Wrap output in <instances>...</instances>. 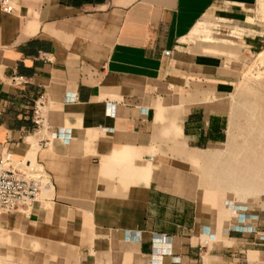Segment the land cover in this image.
<instances>
[{"label": "crops", "instance_id": "crops-1", "mask_svg": "<svg viewBox=\"0 0 264 264\" xmlns=\"http://www.w3.org/2000/svg\"><path fill=\"white\" fill-rule=\"evenodd\" d=\"M1 1L0 151L32 136L50 180L0 214L3 264H264V203L196 169L226 141L240 53L262 47L260 0Z\"/></svg>", "mask_w": 264, "mask_h": 264}, {"label": "rangeland", "instance_id": "rangeland-1", "mask_svg": "<svg viewBox=\"0 0 264 264\" xmlns=\"http://www.w3.org/2000/svg\"><path fill=\"white\" fill-rule=\"evenodd\" d=\"M259 11L264 40V0H260ZM209 30L202 24L197 33ZM259 52L240 53L241 67L239 72L230 75L224 94L229 113L226 141L218 149L205 152V159L196 169L202 173L205 188L213 195H230L231 199H255L264 203V189L260 188L259 177L249 173L252 166L261 168L260 178L264 180V41ZM27 145V157L33 159L38 147L32 136L27 139ZM0 264H3L1 255Z\"/></svg>", "mask_w": 264, "mask_h": 264}, {"label": "built area", "instance_id": "built-area-1", "mask_svg": "<svg viewBox=\"0 0 264 264\" xmlns=\"http://www.w3.org/2000/svg\"><path fill=\"white\" fill-rule=\"evenodd\" d=\"M1 8L11 11L9 0H2ZM11 81L17 85L27 82L24 76L17 74L11 77ZM47 102L44 94L32 102L31 119L36 133H44L50 128L46 117ZM48 143L47 138L41 137L42 147H47ZM49 187V177L35 158L29 159L25 155L21 159H13L0 151V214H10L17 210L28 213L41 191Z\"/></svg>", "mask_w": 264, "mask_h": 264}, {"label": "bare ground", "instance_id": "bare-ground-1", "mask_svg": "<svg viewBox=\"0 0 264 264\" xmlns=\"http://www.w3.org/2000/svg\"><path fill=\"white\" fill-rule=\"evenodd\" d=\"M30 137H31V136H29L28 138H30ZM28 138H27V139H28ZM231 141H232V140H231ZM251 166H252V165H251ZM245 167H246V166H245ZM246 168L250 169L249 167H246ZM246 168H245V169H246ZM243 169H244V167H243ZM250 170H251V172H249V173H253V175H256V177H259V180H260V182H261V183H260V188H261V189H264V185H262V184L264 183V180H261V178H260V175H261V173H262L263 170H262L261 168H258V169L256 168V169H255V168H253V166H252V169H250ZM241 171H242V170H241ZM243 171H244V170H243ZM245 172H246V170H245ZM246 174H247V173H246ZM228 175H229V174H228ZM253 175H252V176H253ZM252 176H251V177H252ZM253 177H254V176H253ZM241 178H242V177H241ZM245 178H246V177H245ZM255 179H256V178H255ZM256 180H257V179H256ZM259 180H258V181H259Z\"/></svg>", "mask_w": 264, "mask_h": 264}]
</instances>
